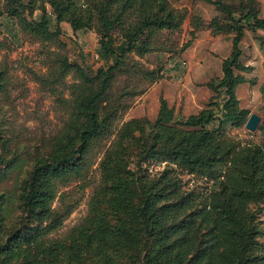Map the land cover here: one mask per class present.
Masks as SVG:
<instances>
[{"label": "trees", "instance_id": "1", "mask_svg": "<svg viewBox=\"0 0 264 264\" xmlns=\"http://www.w3.org/2000/svg\"><path fill=\"white\" fill-rule=\"evenodd\" d=\"M204 1L218 5L226 13L227 24L214 17L210 26L219 33H233L231 52L221 64L222 78L216 86L209 84L214 92H223L225 99L219 105L211 97L206 108L180 117L161 99L154 120L139 118L126 123L132 142L121 144L117 156L106 163L104 173L111 194L108 199H100L107 204L108 215L116 216L118 222L113 225L103 215L98 216L78 240L87 250L94 248L105 263H111L110 258L100 250L104 246L120 249V239L128 229L121 220L122 213H128L122 206L135 199L144 253L129 255L130 264H264V245L257 241L264 227L254 220L255 212L264 208V148L251 142L241 144L221 130L227 121L239 127L248 118V111L238 107L235 95L236 86L245 81L235 70L248 69L240 61L239 44L245 30L254 33L264 29V16L259 15L254 0L241 3L238 18L221 0ZM0 3L3 7L0 16L20 17L44 38L58 32L48 30L45 3L48 4L57 24L68 22L73 31L94 29L99 36L100 55L105 60L90 76L80 70L85 83L74 98L69 125L54 137L46 153L33 159L16 195L23 210L18 225L5 230L0 212V241L3 240L0 264H44L40 255L50 261L57 257L44 251V246L39 248L35 241L54 227L51 203L59 186L83 176L90 165L89 153L111 131L118 105L109 103L107 94L125 55L147 52V40L153 33L177 29L184 14L172 8L167 0H0ZM35 10L41 13L38 19L29 21L21 16L31 15ZM116 40L119 42L115 43ZM259 44L264 56L263 37H259ZM70 67V63L63 61L61 70ZM4 80L5 72L0 70V87ZM217 112L220 120L210 127ZM259 130L264 135V123ZM8 143L0 133V184L18 163L17 151L8 149ZM127 150L136 158L137 167L128 175L127 152L124 154ZM151 161L165 166L150 177L141 166ZM172 165L204 180V190L184 189ZM13 198L14 195L0 191V210L7 208ZM98 243L100 246L92 247Z\"/></svg>", "mask_w": 264, "mask_h": 264}, {"label": "rangeland", "instance_id": "2", "mask_svg": "<svg viewBox=\"0 0 264 264\" xmlns=\"http://www.w3.org/2000/svg\"><path fill=\"white\" fill-rule=\"evenodd\" d=\"M167 1L172 8L184 14V19L175 30L155 31L147 40L149 50L144 54L133 51L125 55L120 72L107 94L108 102L118 105L111 131L98 140L89 153L90 165L83 176L59 186L51 203L54 227L47 229L35 241L39 248L44 246V251H51L53 257H57L50 261L47 256L40 255L44 264H130L129 255L141 256L144 249L135 217V199L122 206L128 213H122L121 220L125 221L128 229L120 239V249L104 246L100 250L103 255L107 254L111 263H105L94 248L87 250L78 242L81 233L93 225L98 216L103 215L113 225L118 222L116 216L108 215L109 208L100 199H108L111 194L104 173L106 163L117 156L121 144L132 142L126 123L139 118L154 120L161 99L173 109L176 117L199 112L208 106L211 97L219 105L225 99L223 92H214L209 84L216 86L219 83L223 58L231 52L233 33H219L210 26L214 17L219 19V23L227 24L226 13L218 5L204 0ZM221 1L238 18L241 3L246 4L250 0ZM254 2L263 17L264 0ZM2 9L0 3V11ZM45 14L49 19L48 30L55 32L58 29L49 38L33 32L29 23L20 17L7 19L0 16V70L5 72V80L0 87V133L8 139V149L18 154L16 168L0 184V191L14 195L7 208L0 210L5 230L17 226L21 220L23 210L16 195L33 159L46 153L54 137L69 125L74 98L85 83L80 70L90 76L105 63L99 52V36L94 29L73 31L68 22L57 24L46 3ZM40 15L39 10L31 15L21 14L29 21L38 19ZM247 32L245 30L239 46L240 61L248 69L235 70L245 78L236 86L235 95L239 108L246 109L249 114H258L261 120L254 132L244 127L245 122L236 127L232 121L225 122L221 130L241 144L251 142L264 148V135L259 130L264 123V65L253 57L250 59L254 62L246 65L249 52ZM113 35L117 37L118 33ZM63 61L72 67L61 70ZM219 120L220 113L217 112L210 127H215ZM128 151H124V154L127 152L126 175L137 169L136 158ZM164 166V163L155 161L145 162L141 170L151 177L162 171ZM172 169L184 189L204 190V180L174 165ZM251 206L255 209V205ZM254 220L264 227V208L255 212ZM257 241L264 245V233L258 236ZM2 243L3 240L0 245ZM95 246L97 248L100 244L92 247ZM121 254H124L122 258Z\"/></svg>", "mask_w": 264, "mask_h": 264}, {"label": "crops", "instance_id": "3", "mask_svg": "<svg viewBox=\"0 0 264 264\" xmlns=\"http://www.w3.org/2000/svg\"><path fill=\"white\" fill-rule=\"evenodd\" d=\"M247 34L248 35L246 36V38H248L249 52L246 58L247 59L246 65H251L254 62V60H257V62L260 63V65H264V56L262 54L259 44V37L264 38V29H257L254 33L248 31ZM252 57L254 58V60L250 59Z\"/></svg>", "mask_w": 264, "mask_h": 264}, {"label": "water", "instance_id": "4", "mask_svg": "<svg viewBox=\"0 0 264 264\" xmlns=\"http://www.w3.org/2000/svg\"><path fill=\"white\" fill-rule=\"evenodd\" d=\"M260 120H261V117L256 114V113H250L245 124H244V127L250 131V132H254L259 123H260Z\"/></svg>", "mask_w": 264, "mask_h": 264}, {"label": "built area", "instance_id": "5", "mask_svg": "<svg viewBox=\"0 0 264 264\" xmlns=\"http://www.w3.org/2000/svg\"><path fill=\"white\" fill-rule=\"evenodd\" d=\"M96 57H97V55H96Z\"/></svg>", "mask_w": 264, "mask_h": 264}]
</instances>
